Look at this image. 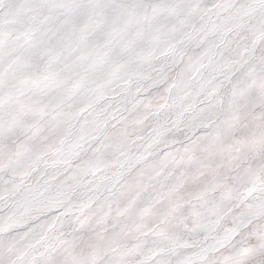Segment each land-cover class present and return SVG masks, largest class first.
I'll use <instances>...</instances> for the list:
<instances>
[{"label":"snow or ice","instance_id":"obj_1","mask_svg":"<svg viewBox=\"0 0 264 264\" xmlns=\"http://www.w3.org/2000/svg\"><path fill=\"white\" fill-rule=\"evenodd\" d=\"M0 264H264V0H0Z\"/></svg>","mask_w":264,"mask_h":264}]
</instances>
